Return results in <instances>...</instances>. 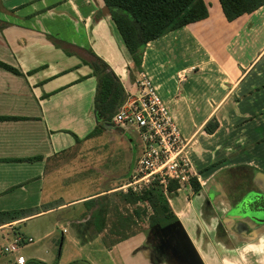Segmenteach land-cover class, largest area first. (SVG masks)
<instances>
[{
	"label": "crops",
	"instance_id": "0c3cea01",
	"mask_svg": "<svg viewBox=\"0 0 264 264\" xmlns=\"http://www.w3.org/2000/svg\"><path fill=\"white\" fill-rule=\"evenodd\" d=\"M205 1L209 16L148 42L137 72L104 0H0V264H18L19 256L25 264H181L154 256L152 228L119 239V190L141 154L133 127H111L126 145L119 172L129 168L115 176L119 160L110 159H119V150L88 136L97 125L92 52L128 95L138 92L139 73L148 72L192 138L193 166L209 164L200 190L187 184L165 192L203 263L264 264V223L235 217L238 208L264 214L255 208H264V5L229 21L219 0ZM210 122L218 123L213 133L205 130ZM224 143L229 159L221 162ZM225 170L252 176V186L221 176L225 186L217 177ZM81 180L90 191L68 194ZM42 218L49 219L44 229L28 227ZM238 224L245 229H234ZM19 236L26 241L15 254L4 253ZM186 263L196 264L188 257Z\"/></svg>",
	"mask_w": 264,
	"mask_h": 264
},
{
	"label": "trees",
	"instance_id": "16d2710c",
	"mask_svg": "<svg viewBox=\"0 0 264 264\" xmlns=\"http://www.w3.org/2000/svg\"><path fill=\"white\" fill-rule=\"evenodd\" d=\"M219 1L229 21L264 5V0ZM104 2L109 7V13L132 57L131 69L137 72L142 69L143 50L148 42L209 16V4L205 0H104ZM92 56V60L87 63L98 80L93 108L97 125L88 136L94 135L105 126H114L112 117L127 99L125 87L110 64L94 52ZM1 64L16 71L8 64L2 62ZM217 126V122H210L205 126V130L213 133ZM191 184L195 191L201 189L198 179L192 178ZM179 187L180 183L177 180L169 181L167 187L156 180L141 192H121V196L129 203L148 202L155 213L151 218L150 226L165 227L178 220L165 192L166 190L168 193L176 192ZM9 213L13 217L18 211ZM126 237L127 235L123 238ZM34 263L50 264L40 260Z\"/></svg>",
	"mask_w": 264,
	"mask_h": 264
},
{
	"label": "built area",
	"instance_id": "2783aa9c",
	"mask_svg": "<svg viewBox=\"0 0 264 264\" xmlns=\"http://www.w3.org/2000/svg\"><path fill=\"white\" fill-rule=\"evenodd\" d=\"M137 84L138 92L127 94L126 101L112 117L116 126L133 127L142 143L141 155L121 188L125 192H141L156 180L164 187L171 180H177L180 185H190L191 179L196 178L203 183L191 161L189 148L192 138L183 135L148 72L139 73ZM25 241L19 236L2 250L14 252ZM17 263L25 264V259L19 256Z\"/></svg>",
	"mask_w": 264,
	"mask_h": 264
},
{
	"label": "rangeland",
	"instance_id": "374dc122",
	"mask_svg": "<svg viewBox=\"0 0 264 264\" xmlns=\"http://www.w3.org/2000/svg\"><path fill=\"white\" fill-rule=\"evenodd\" d=\"M200 67L194 66L192 68V70L194 71L195 69H198ZM95 127H94V129H95ZM111 127H114V126H105L103 129L96 132L94 135L100 136L101 138H98L95 141V143L100 145L102 149H106L108 151L116 150V149L119 150V159L116 156H113V157H111L110 160L111 161L112 160H117V161L119 160V164L115 165V170L118 169L115 176H117V175L119 176V173H121L122 175H125L127 173V171L129 170V168L127 167L128 165L121 172H119V165H120V161L122 160V157H120V155L123 153L122 152L123 146H126V145H125V142H123V140L120 143L118 142L119 140L115 141V140H117L116 137H119L120 132L117 130L111 129ZM128 131L130 132L133 139L135 140L137 153L140 150V154H141L142 143H141V140H140L137 132L133 131V130H128ZM77 139H78V137H77ZM124 140L126 141V143L129 146L128 142L130 140L128 137H126V135H124ZM103 141H105V142H103ZM226 143H228L227 140H226ZM226 143H224V146L221 148V152H220V154H221L220 159L222 160L221 162H225L227 159H229L228 155L224 154V152L228 151V149L226 148V146H227ZM225 148L227 150H225ZM130 152L132 153L133 151H130ZM222 157H224V158H222ZM105 159H107V157ZM210 159H209V161H210ZM198 163L199 164H197V166L196 165L193 166L194 169H196L198 171V173L205 175V177H207V175L212 172V170L207 166L209 164H203V162L200 160H198ZM195 164H196V162H195ZM102 169H104V168H102ZM110 170H113V168H111ZM104 172H106V171H104ZM235 172H240V171H235ZM98 173L101 175L102 171H98ZM221 176H223V178H225L224 180L228 179V182H230L229 178H231V183H235L238 180L242 182L243 178H244L245 186H249V187L252 186V182H251L252 176H250L251 179H249V177H248V180H247V175L244 176L241 173H234V171L232 172V171H228V170H225L224 172H222V174H220L217 177L220 178ZM220 179L222 180V178H220ZM224 180H222V181L225 183L226 181H224ZM83 183H85V182L83 180H81V181L75 182L73 185L70 184V191L68 192V194L80 195V194H83L84 192L90 191V190L84 188ZM85 185H86V183H85ZM93 187H94V185H93ZM121 192H123V190L120 189L119 190V224H118V226H119V239L123 238V236L131 234L132 232L137 231V230H146L147 233H149V230H150L149 228H151L150 221H151V218L153 217V215L155 214L152 207L150 206V204H148V202H138V203L126 202L122 198ZM48 223H49V219L42 218L41 220H34V221L30 222L28 224V227L31 230L34 227H39L40 229L41 228L44 229V227ZM111 228H112L111 230L114 231V229H115L114 223L112 224ZM161 229H162V231H166L165 230L166 228H161ZM183 234H184L183 230H181V235L179 236V238L177 240L178 241L177 244H178L179 248L176 251H174L173 259L181 260L180 261L181 264H188V263H186V256L184 255L185 252H184V250H182V245H181V240L183 239ZM150 239H151V233H149V240ZM152 251H153V249H152ZM4 253H6L9 256H13V254H15L14 252H4ZM171 253H172V250H171ZM162 255L166 256V254H162ZM241 262H243V261H241Z\"/></svg>",
	"mask_w": 264,
	"mask_h": 264
},
{
	"label": "flooded vegetation",
	"instance_id": "af4514ba",
	"mask_svg": "<svg viewBox=\"0 0 264 264\" xmlns=\"http://www.w3.org/2000/svg\"><path fill=\"white\" fill-rule=\"evenodd\" d=\"M225 186L226 183H224ZM228 193V192H227ZM263 204V202H262ZM259 208H262L264 209L262 206L260 207L255 205ZM252 211H255L254 209H252ZM235 224V223H234ZM244 226L248 229V224L247 223H244ZM242 227L241 225H233V228L234 229H237L238 231H241L243 229H245V227ZM151 239L153 241V245L155 246V253H154V256H164L162 254H168V256H174V251H176L179 246L177 244V240L179 238V236L181 235V227L178 223H171L169 224V227L166 228L165 230L166 231H162V227L161 226H151ZM172 250V253H171V250Z\"/></svg>",
	"mask_w": 264,
	"mask_h": 264
},
{
	"label": "water",
	"instance_id": "95a60500",
	"mask_svg": "<svg viewBox=\"0 0 264 264\" xmlns=\"http://www.w3.org/2000/svg\"><path fill=\"white\" fill-rule=\"evenodd\" d=\"M107 11L108 12L110 11L108 6H107ZM238 210L241 211V214L240 212L239 214L237 213L238 215L235 216L236 219H242L243 216H246L254 220L256 223H264V214H262L261 212H255V211H249V210L245 212L243 208H238ZM168 227L169 225L163 228H168ZM181 245H182V250H184L185 252L184 255L188 257L189 259H191L193 263L204 264L199 252L197 251V248L192 238L187 233L183 234Z\"/></svg>",
	"mask_w": 264,
	"mask_h": 264
}]
</instances>
